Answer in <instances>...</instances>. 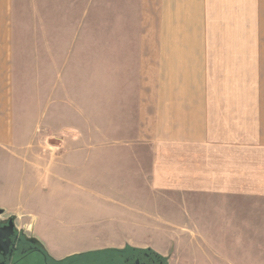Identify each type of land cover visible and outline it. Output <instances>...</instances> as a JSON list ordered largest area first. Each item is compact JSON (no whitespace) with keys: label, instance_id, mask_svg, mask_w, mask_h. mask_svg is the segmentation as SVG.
<instances>
[{"label":"crops","instance_id":"crops-1","mask_svg":"<svg viewBox=\"0 0 264 264\" xmlns=\"http://www.w3.org/2000/svg\"><path fill=\"white\" fill-rule=\"evenodd\" d=\"M244 1L156 0L155 29L140 35V16L122 17L116 29L110 23L112 45L102 70L99 18L94 16L92 23L84 17L71 22L63 18L59 40L56 33L49 34L44 46L18 48L12 42L6 65L5 8L0 0L2 216L39 242V218L28 221L21 213L35 205L36 190L42 189L48 205L54 202L61 214L55 217L58 228L70 203L79 224L86 194L116 202L118 209L107 219L113 240L100 247L76 240L65 256H52L53 262L126 247L151 249L165 258L164 250L136 236L149 231L140 219L144 213L124 204L148 197L182 199L194 207L201 200L214 203L208 206L215 212L220 207L223 215L251 220H239V226L264 232V68L245 65V43L258 30L252 12L247 22L253 28L248 27L245 39ZM90 24L91 34L86 30ZM131 25L136 27L133 36ZM16 68H49V88L59 86L60 96L45 91L42 118L48 120L53 106H60L62 118L71 106L78 129L70 139L77 144L65 143L63 137L59 144L29 140L30 130H21L18 120ZM33 73L35 69H29V90L37 84L31 81ZM82 98L87 100L85 110ZM102 98L109 143H101ZM84 136L92 143H82ZM70 153L80 161H60Z\"/></svg>","mask_w":264,"mask_h":264},{"label":"rangeland","instance_id":"rangeland-1","mask_svg":"<svg viewBox=\"0 0 264 264\" xmlns=\"http://www.w3.org/2000/svg\"><path fill=\"white\" fill-rule=\"evenodd\" d=\"M155 1L4 0L6 65L12 42L18 44V48H28L30 45L34 47L39 46V44L44 46L45 41L50 37L49 34L56 33L55 35L58 36L59 40L60 24L63 18L71 22L84 17L88 23H92L94 16L99 18L97 19L99 27L97 36H100L102 42L103 61L101 68L103 70L104 61L108 59L107 54L110 45H112L108 39V32L111 28L110 23H115L114 29H116L118 27L116 23H120L123 20L122 17L132 19L140 16V19L143 20L140 35L141 32H148L150 28L155 29L157 23ZM95 4L98 5L97 8H95ZM244 8L245 39L249 37L248 27L253 28L247 22L253 17L252 12L255 15V28L258 30L254 37H250V42L245 43V65L246 68H264V0H245ZM215 16L217 15L211 16L213 21L216 19ZM128 28L133 36L136 29L135 25ZM86 30L91 34L92 25L90 24L89 28L86 27ZM151 33L150 37H152ZM253 44L254 47H252ZM103 52L106 54L105 57H103ZM29 69L30 71L35 69L31 81L36 80L37 82V84H34V88L30 90L27 88ZM51 82L49 68H16L14 92L15 96L20 99V106H18L20 128L24 131L30 130L29 140L34 141L36 145L45 143L47 140L49 143L59 144L62 137L65 139V143L77 144L70 139L78 129L71 106L68 111L63 110L64 115L62 118L60 106H53L48 120L42 118L44 105L40 100L45 95V91L54 97L59 98L60 96L59 86L55 90L49 88ZM46 83L49 84L46 85ZM69 91L71 93V90ZM101 91L105 92L106 89L101 88ZM24 98H27V100H24ZM81 103L82 108L85 110L88 107L87 100L82 98ZM100 106L101 143H109V137L107 136L109 121L107 112L104 113L103 98ZM82 143H92V140L90 138L89 141L87 136H84ZM58 155L60 156V154ZM60 161L79 162L80 160L77 154L70 153L63 155ZM41 190L34 192L36 203L32 206V209L26 208L21 212L28 221L31 220L30 218H34L35 215L39 218L35 230L39 242H36L30 233L16 230L25 241L27 250L22 257L18 254L15 260L11 262L12 264H118L120 254H130V251H127L129 247H126V251L104 250L53 262L55 258L52 256H65L72 250L71 247L77 243L76 240L81 244L91 243L98 247L104 245L106 241L113 240L115 235L110 232L111 226L107 223V219L111 216V212L115 210L116 202L104 199L98 200L86 194L83 203V219L77 216L79 224H76V214L71 210L75 205L70 203L72 207L68 210V215H65V223L63 222V227L58 228L55 217L58 215L62 218V216L56 211L54 202L52 205H48L47 196ZM193 203L195 204V202ZM124 204H130L134 212L138 210L144 213L140 219L143 223L148 224L149 231L137 233L136 236H142V240L164 250L165 258L158 256L164 259L165 264H264V232L254 230L251 226H239L242 223L251 224V220L243 217L240 219L232 213L223 215L222 211L219 212L220 207L215 212V207L208 206L214 203L201 200L196 204L197 207H194L190 202H184L182 199L152 201L148 197L147 199L133 200L131 203L126 202ZM0 219L4 220L7 217L1 216ZM239 220L242 223L238 224ZM36 244L40 245L46 258L38 250ZM145 250L155 253L151 249Z\"/></svg>","mask_w":264,"mask_h":264},{"label":"flooded vegetation","instance_id":"flooded-vegetation-1","mask_svg":"<svg viewBox=\"0 0 264 264\" xmlns=\"http://www.w3.org/2000/svg\"><path fill=\"white\" fill-rule=\"evenodd\" d=\"M1 216L2 214L0 217ZM10 222H12V229L9 230L8 227ZM0 227L4 228L5 233L9 236L7 245H0V264H12L11 262L15 260L18 254L22 257L26 252L25 241H23L22 237L17 233L12 219H0ZM141 251L130 252L128 255L120 254L118 256V264H165L163 261L155 258V256Z\"/></svg>","mask_w":264,"mask_h":264},{"label":"water","instance_id":"water-1","mask_svg":"<svg viewBox=\"0 0 264 264\" xmlns=\"http://www.w3.org/2000/svg\"><path fill=\"white\" fill-rule=\"evenodd\" d=\"M2 214V211L0 210V215ZM9 230L12 229V222H10ZM8 235L5 233V229L0 227V245H7L8 242ZM6 241V242H3Z\"/></svg>","mask_w":264,"mask_h":264},{"label":"trees","instance_id":"trees-1","mask_svg":"<svg viewBox=\"0 0 264 264\" xmlns=\"http://www.w3.org/2000/svg\"><path fill=\"white\" fill-rule=\"evenodd\" d=\"M36 246L38 247V250L41 251V252L43 253L42 248L40 247V245H39V244H36ZM126 250H127V249H124V251H126ZM124 251H123V252H124ZM127 251H130V252H138V250H135V249H129V248H128ZM141 252L148 253L149 255H153V256H155V258H157V259H159V260H161V261H164V259H162V258H161L160 256H158L157 254L151 252L150 250H145V251H141ZM43 255H44L45 258H46V255H45L44 253H43Z\"/></svg>","mask_w":264,"mask_h":264}]
</instances>
